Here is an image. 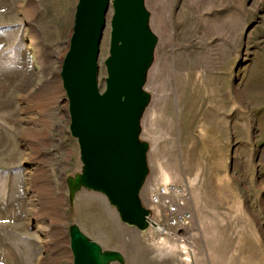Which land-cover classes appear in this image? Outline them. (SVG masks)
<instances>
[{"label":"rangeland","instance_id":"obj_1","mask_svg":"<svg viewBox=\"0 0 264 264\" xmlns=\"http://www.w3.org/2000/svg\"><path fill=\"white\" fill-rule=\"evenodd\" d=\"M77 1L0 0V264H74L75 231L105 264H264V0H145L158 37L140 135L158 229L146 230L71 188L84 165L60 67ZM110 40L108 23L101 88ZM166 183L189 189L185 228L151 204L149 186Z\"/></svg>","mask_w":264,"mask_h":264},{"label":"water","instance_id":"obj_2","mask_svg":"<svg viewBox=\"0 0 264 264\" xmlns=\"http://www.w3.org/2000/svg\"><path fill=\"white\" fill-rule=\"evenodd\" d=\"M150 19L145 0H78L60 67L70 131L84 165L71 188L104 194L121 220L140 230L158 229L141 198L149 174V144L140 138L141 120L152 100L145 84L158 45ZM108 23L110 56L101 88L100 47ZM71 247L74 264H103L101 248L79 231L72 234Z\"/></svg>","mask_w":264,"mask_h":264},{"label":"built area","instance_id":"obj_3","mask_svg":"<svg viewBox=\"0 0 264 264\" xmlns=\"http://www.w3.org/2000/svg\"><path fill=\"white\" fill-rule=\"evenodd\" d=\"M153 208L168 228H185L192 221L189 210L190 192L187 186L166 183L148 188Z\"/></svg>","mask_w":264,"mask_h":264},{"label":"bare ground","instance_id":"obj_4","mask_svg":"<svg viewBox=\"0 0 264 264\" xmlns=\"http://www.w3.org/2000/svg\"><path fill=\"white\" fill-rule=\"evenodd\" d=\"M33 45H34V49H35V53H36V55L39 56L40 53H39V50H38L37 46H36L35 44H33ZM100 258H101L102 263L105 264V263H106V261L104 260L105 258H103L102 255H101Z\"/></svg>","mask_w":264,"mask_h":264}]
</instances>
